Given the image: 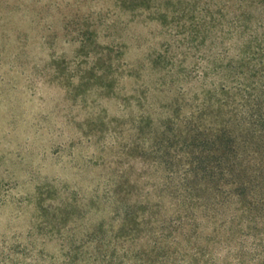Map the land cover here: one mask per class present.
<instances>
[{
  "label": "rangeland",
  "instance_id": "rangeland-1",
  "mask_svg": "<svg viewBox=\"0 0 264 264\" xmlns=\"http://www.w3.org/2000/svg\"><path fill=\"white\" fill-rule=\"evenodd\" d=\"M243 25L264 49V0H0V264L98 256L120 175L155 200L164 125L222 87Z\"/></svg>",
  "mask_w": 264,
  "mask_h": 264
},
{
  "label": "trees",
  "instance_id": "trees-1",
  "mask_svg": "<svg viewBox=\"0 0 264 264\" xmlns=\"http://www.w3.org/2000/svg\"><path fill=\"white\" fill-rule=\"evenodd\" d=\"M248 31L237 30V62L217 69L222 87L164 125L176 130L160 143L167 174L152 189L156 199L132 203L131 178L118 176L111 204L120 234L96 239L98 256L71 247L68 264H264V49ZM142 236L146 250L121 256V238Z\"/></svg>",
  "mask_w": 264,
  "mask_h": 264
}]
</instances>
